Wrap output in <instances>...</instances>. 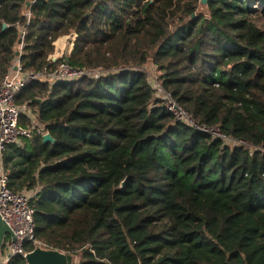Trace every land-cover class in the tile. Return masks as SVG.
<instances>
[{
	"label": "trees",
	"instance_id": "16d2710c",
	"mask_svg": "<svg viewBox=\"0 0 264 264\" xmlns=\"http://www.w3.org/2000/svg\"><path fill=\"white\" fill-rule=\"evenodd\" d=\"M27 2L0 0V85L43 74L14 104L54 143L0 157L35 241L73 264H264V0ZM63 62L93 75L49 80Z\"/></svg>",
	"mask_w": 264,
	"mask_h": 264
},
{
	"label": "built area",
	"instance_id": "2783aa9c",
	"mask_svg": "<svg viewBox=\"0 0 264 264\" xmlns=\"http://www.w3.org/2000/svg\"><path fill=\"white\" fill-rule=\"evenodd\" d=\"M21 49V46L20 48ZM14 67H17L14 70ZM41 73H29L22 75L20 66L17 63L3 78L0 85V152L6 144L20 146L24 139H30L33 134L43 136L44 128L32 118V127L27 129L22 127L20 122L21 111L14 104L15 93L24 88L28 81L41 79ZM93 73L86 69H74L67 63H60L54 72L47 73L49 80L58 82H72L82 77L92 76ZM166 109L172 113L177 120L191 124L186 113L177 107L170 94L162 93ZM215 135L219 136L216 132ZM34 209L29 205V196L26 193L12 192L7 188L6 177L2 172L0 175V218L7 225L12 233V238L7 237L3 241L0 249V264H6L8 260L15 256H24L23 246L25 243H34Z\"/></svg>",
	"mask_w": 264,
	"mask_h": 264
},
{
	"label": "water",
	"instance_id": "95a60500",
	"mask_svg": "<svg viewBox=\"0 0 264 264\" xmlns=\"http://www.w3.org/2000/svg\"><path fill=\"white\" fill-rule=\"evenodd\" d=\"M34 0H28L27 6ZM207 0H201V4H205ZM3 29L6 28V25L2 26ZM21 43V40L18 41ZM18 55V53H16ZM17 67H14L16 70ZM42 143H54L53 138L50 134L45 133L42 136ZM12 238V233L7 225L0 218V249L3 245L5 238ZM26 264H73V257L69 254H65L59 250L42 247L40 245L35 246L32 251L25 253L23 256Z\"/></svg>",
	"mask_w": 264,
	"mask_h": 264
},
{
	"label": "rangeland",
	"instance_id": "374dc122",
	"mask_svg": "<svg viewBox=\"0 0 264 264\" xmlns=\"http://www.w3.org/2000/svg\"><path fill=\"white\" fill-rule=\"evenodd\" d=\"M255 22L257 23V25L259 27H264L263 21H259V20L255 19ZM63 42H64V44L60 45L59 49L57 51H55V54L57 52V55H59L58 57H62L65 52L66 53L68 52L67 51L68 40H63ZM68 48H69V46H68ZM146 73H147V77H148L149 80L156 78V76L158 75V72L153 67H150V66L146 68ZM154 84L157 85L156 82H154ZM77 260H79V256L78 255L73 257V263L76 262Z\"/></svg>",
	"mask_w": 264,
	"mask_h": 264
},
{
	"label": "crops",
	"instance_id": "0c3cea01",
	"mask_svg": "<svg viewBox=\"0 0 264 264\" xmlns=\"http://www.w3.org/2000/svg\"><path fill=\"white\" fill-rule=\"evenodd\" d=\"M63 40H68V39H67V37H63V38H60L57 42H55V49H56L55 51H57L59 49V46L60 45H63L64 44ZM67 45L69 46V48L67 46V51H69L70 48H71V46H70V44H67ZM58 56L59 55H57V52H56L55 58H57ZM0 175H1V157H0Z\"/></svg>",
	"mask_w": 264,
	"mask_h": 264
}]
</instances>
